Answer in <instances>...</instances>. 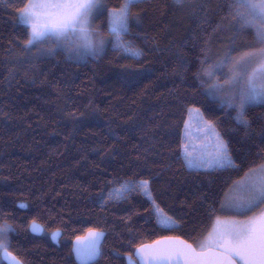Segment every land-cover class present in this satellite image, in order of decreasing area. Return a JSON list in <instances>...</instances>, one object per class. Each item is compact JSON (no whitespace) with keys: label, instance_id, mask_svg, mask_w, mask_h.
I'll use <instances>...</instances> for the list:
<instances>
[{"label":"trees","instance_id":"trees-1","mask_svg":"<svg viewBox=\"0 0 264 264\" xmlns=\"http://www.w3.org/2000/svg\"><path fill=\"white\" fill-rule=\"evenodd\" d=\"M28 0L0 4V203L14 226L12 251L25 264H77L72 240L89 228L106 233L98 264H127L123 254L162 236L175 235L194 244L223 214L220 201L235 179L254 164L264 143L256 133L264 126V105L248 109L251 139L204 94L197 73L229 43L231 32H213L227 14L218 0H192L177 8L172 0H148L132 37L146 55L138 62L109 50L86 61L63 51L40 59H23L27 29L16 10ZM109 7L121 0H108ZM207 3L208 7H201ZM11 6H8V5ZM207 15L208 22L201 23ZM101 31L107 34L106 15ZM251 40V33H245ZM49 47L51 45H43ZM35 51V49H33ZM150 69L142 77H122V69ZM207 119L220 118L218 130L230 140L239 171H197L186 167L181 141L189 106ZM213 109H215L213 111ZM135 174V175H133ZM113 178H151L156 204L184 225L165 230L156 223L151 202L140 192L101 207L97 193L112 187ZM28 207H18L19 202ZM209 205L216 208L211 219ZM35 217L43 231L28 230ZM60 230L56 241L49 236ZM122 254L118 259L113 250ZM0 264H5L0 259Z\"/></svg>","mask_w":264,"mask_h":264},{"label":"snow or ice","instance_id":"snow-or-ice-1","mask_svg":"<svg viewBox=\"0 0 264 264\" xmlns=\"http://www.w3.org/2000/svg\"><path fill=\"white\" fill-rule=\"evenodd\" d=\"M5 2L0 0V4ZM147 2L121 0L118 5L109 7L108 0H28L16 10L19 23L27 29L23 59L52 57L63 51L69 59L79 63L88 57L106 55L110 48L121 58L138 62L146 53L132 39L138 35L133 25L140 28L142 24V12L134 13L133 9ZM191 3L192 0H172L177 8L188 7ZM201 7L206 8L208 4L202 3ZM216 7L218 11L227 9V14L221 19L228 23H217L213 32H231V36L223 54L203 69V75L198 72L197 78L204 94L216 102L218 109H223L225 115L229 110L235 112L232 120L245 129V138L251 139L253 133L248 109L256 104L264 105V0H218ZM105 15L107 34L101 28L93 27V22ZM207 22L205 15L201 23ZM249 32L252 39H243L244 34ZM46 44L51 46L44 47ZM208 59L209 51L205 50L201 65L207 64ZM225 68L227 78L222 82L213 80L216 72ZM145 71L150 69L127 64L122 69V77L139 79ZM187 112L189 118L184 121L185 138L190 121L194 119L203 142L195 155L188 150V144L182 145L186 167L197 171H239L242 165L236 162L230 140L218 130L220 118L206 119L201 109L194 105L189 106ZM256 135L264 143V126ZM256 156L260 163L250 167L240 180L233 181L220 201L219 210L233 215L225 218L217 215L197 247L179 237H165L163 241L140 244L133 251L123 254L127 264H264V154L257 152ZM109 183L112 187L107 193L102 188L96 194L101 207L110 201H125L129 194L140 192L151 202L160 228L175 230L184 226L180 219L159 210L152 194L151 178H113ZM18 207L23 209L28 205L21 201ZM258 207L261 208L258 214L249 215ZM216 211L214 206L209 205L208 218L211 219ZM27 228L36 234L43 231L35 217L29 221ZM16 230V226L4 217L3 204L0 203V253L9 259L10 264H24L8 250L11 247L9 235ZM59 235L60 230L56 229L51 233V239L56 241ZM105 236L103 229L89 228L86 238L77 237L72 248L77 264H98V258L104 256ZM113 254L118 259L122 256L115 249Z\"/></svg>","mask_w":264,"mask_h":264},{"label":"rangeland","instance_id":"rangeland-1","mask_svg":"<svg viewBox=\"0 0 264 264\" xmlns=\"http://www.w3.org/2000/svg\"><path fill=\"white\" fill-rule=\"evenodd\" d=\"M106 21V20H105ZM103 23H104V21H102V20H95L94 22H93V27L94 28H101V25H103ZM226 48V47H225ZM225 50V49H224ZM224 50L222 51V52H220L219 54H218V56L219 55H222L223 54V52H224ZM218 56L216 57V59L218 58ZM216 60H212L211 62H209L208 64H206L205 65V67L203 68V69H206L209 65H211V64H213L214 62H215ZM225 73H227V69L225 68V69H223L222 71H217L216 72V74H215V76L213 77V80H216V79H219L221 82L223 81V80H225L227 77H226V75H225ZM196 107H198V106H196ZM199 108V107H198ZM194 115V114H193ZM204 116H205V114H204ZM189 117H188V112H187V116H186V119H188ZM205 118H206V116H205ZM185 119V120H186ZM207 119V118H206ZM184 125V124H183ZM190 128H189V130H188V132H187V138H185V126L183 127V130H182V141H181V146L182 145H184V144H188V150L190 151V152H192L194 155L196 154V153H198L199 152V150H200V148H201V145H202V142H203V138H202V134L199 132V130H198V127H197V125H196V123H195V120L193 119V120H191L190 121ZM181 152H182V155H183V149H182V147H181ZM248 171V170H247ZM246 171V172H247ZM245 174V173H244ZM244 174L242 175V177L244 176ZM242 177H240V178H238V179H235L234 181H238V180H240ZM233 183V182H232ZM232 185V184H231ZM230 185V186H231ZM229 186V187H230ZM228 190V189H227ZM223 198V197H222ZM159 207V206H158ZM262 207H264V206H262ZM159 210L162 212V213H166L165 211H163L160 207H159ZM261 211V208L260 207H258V208H256V209H254L253 210V213H249V215H252V214H258L259 212ZM167 214V213H166ZM170 215V214H169ZM231 215H233L232 213H228V212H224L223 214H220V215H218V216H220L221 218H225V217H229V216H231ZM156 216V215H155ZM217 216V215H216ZM215 216V217H216ZM215 217L212 219L213 221H212V224H211V226H210V228H209V230L211 229V227H212V225H213V223H214V221H215ZM241 218H243V217H241ZM208 230V231H209ZM53 231H55V230H52V232ZM52 232H49V234H48V236L51 238V233ZM207 235V233H205L200 239H198L197 241H195L194 242V246L195 247H197L198 246V242L200 241V240H202L205 236Z\"/></svg>","mask_w":264,"mask_h":264},{"label":"water","instance_id":"water-1","mask_svg":"<svg viewBox=\"0 0 264 264\" xmlns=\"http://www.w3.org/2000/svg\"><path fill=\"white\" fill-rule=\"evenodd\" d=\"M87 235H88V230H86L85 232H84V234L83 235H79V236H76L75 238H74V240H72V243H71V251H72V248H73V244L76 242V238L77 237H80L81 239H84V238H86L87 237ZM165 237H178V236H175V235H170V236H162V237H159L158 239H155V240H153V241H150L149 243H142V244H152L154 241H163V238H165ZM180 238V237H179ZM180 239H182V240H185L184 238H180ZM185 241H187V240H185ZM188 242V241H187ZM189 244H192L193 245V247H195L194 246V244L193 243H191V242H188ZM10 253H12V255L13 256H15V257H17L12 251H9ZM72 255H73V259H75V257H74V254H73V251H72ZM18 258V257H17ZM0 259H1V261L2 262H4L5 264H10V261H9V259L7 258V257H5L2 253H0ZM19 259V258H18ZM20 260V259H19ZM76 261V260H75ZM77 263V262H76ZM25 264V263H24Z\"/></svg>","mask_w":264,"mask_h":264}]
</instances>
